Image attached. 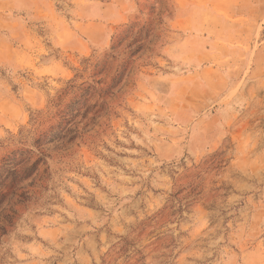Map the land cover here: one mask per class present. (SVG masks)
Segmentation results:
<instances>
[{
    "label": "rangeland",
    "instance_id": "rangeland-1",
    "mask_svg": "<svg viewBox=\"0 0 264 264\" xmlns=\"http://www.w3.org/2000/svg\"><path fill=\"white\" fill-rule=\"evenodd\" d=\"M0 264H264V0H0Z\"/></svg>",
    "mask_w": 264,
    "mask_h": 264
}]
</instances>
